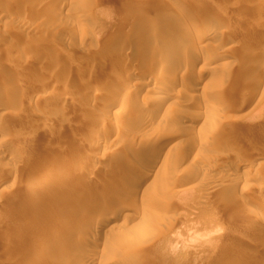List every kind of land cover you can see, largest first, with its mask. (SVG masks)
Returning a JSON list of instances; mask_svg holds the SVG:
<instances>
[{
	"label": "rangeland",
	"instance_id": "rangeland-1",
	"mask_svg": "<svg viewBox=\"0 0 264 264\" xmlns=\"http://www.w3.org/2000/svg\"><path fill=\"white\" fill-rule=\"evenodd\" d=\"M2 1L0 70L6 66L12 72H6L8 69L0 72V135L10 144L7 148L0 146V157H5L7 149L16 150V159L22 164L18 170L15 164L9 165V169L17 170L10 184L15 186L23 179L24 183L11 189V194H18V200L15 198L9 206L24 207L22 211L27 215L22 225L0 221V264H26L35 248H41L43 252L42 264H78L84 250L85 254L89 252L88 256L100 255L101 259L99 257L93 264H247L253 260V263L264 261V160L260 167L249 172L238 169L240 164L254 161L258 154L264 155V85L257 95L251 89L259 79L261 84L264 83V4L255 6L254 2L258 0H202L201 8H196L192 0L190 3L187 0ZM194 22L207 29L215 26L213 30L216 28L217 31L208 43L198 47L200 50L196 48L202 59L199 57L195 63L194 74H180L185 67V59L180 56L177 59L183 67L176 58L178 62L169 59L176 73L166 65L162 70L158 69L159 73L157 70L152 73L149 80L154 79L161 87L175 80L193 84L203 75L207 76V83L210 74L215 72V77L225 79L214 92L222 102L212 103L211 114L221 127L210 135L207 133L206 137H186V145L191 140L197 144H208L211 140L210 144L202 145L206 152L187 158L184 149L169 154L175 160L169 162L171 166L168 162L164 165L168 166L169 178L164 180L167 186L158 198L142 192L132 196L127 186H121L118 177L126 165L123 159L132 158L135 150L146 160L149 156L146 147L150 146V141L156 147L157 144H168L167 136L200 112L193 104L206 100L215 84L210 81L206 89L196 93L188 91L187 95L180 96L181 104H176L171 112L172 116L177 113V117H173L175 121L172 118V123L168 121L155 131L139 134L143 143L132 149L133 146L128 144L131 141L127 139L138 136L131 130L136 117L125 114L117 119V115H105L107 100L114 91L109 89L110 86L121 81L124 75L132 76L125 65V69L119 71L118 66L124 68L118 64L119 55L124 52L131 56L136 53L151 55L153 43L154 50L157 45L165 46V41L181 48H177L179 52L186 49L185 53H188L191 50L188 46L196 37H191L183 27L176 29ZM141 29L140 38H144L137 40L135 36ZM39 79L45 82L39 83ZM77 82H84L82 84L88 86L89 93L86 90L80 92L81 84L78 86ZM74 85L79 89L73 90ZM98 89L108 97L91 102L90 96L96 95ZM163 95L143 92L136 102L132 101L130 108L170 94ZM62 98L65 99L63 104ZM117 128L125 133V139L121 133L122 138H116L114 130ZM130 134L133 135L129 138ZM96 136L101 137V142L94 149L92 139ZM69 138L76 145L70 144L72 140L67 142ZM89 154L94 158L89 160ZM1 160L0 174L6 177L8 171ZM32 165H39L41 174L28 176ZM211 168H215L220 186L212 194L209 188L213 179L210 180L209 175L204 179L200 176ZM67 170V175L62 174ZM229 172L237 173L239 179L227 178ZM44 174L48 177L46 180L38 179ZM244 182L245 186L241 185ZM74 185L91 196L103 191L104 198L99 200L100 204L97 202L101 207L128 197L140 212L148 210L150 215L135 217L133 223L121 228L120 232L83 250L82 239L76 231H91L88 227H76L74 231L59 228L63 222L75 221L79 214L91 215L90 207L81 201V194L70 191ZM1 193L0 204L11 195ZM159 199L171 203L170 206L158 203ZM102 201L106 203L104 206ZM55 204H59L58 208L65 216L57 224L58 219L53 222L50 215ZM30 217L32 221H29ZM117 220L123 222L121 218ZM104 241L107 247H103ZM242 249L248 254L242 253ZM247 259L250 260L245 261Z\"/></svg>",
	"mask_w": 264,
	"mask_h": 264
},
{
	"label": "bare ground",
	"instance_id": "bare-ground-1",
	"mask_svg": "<svg viewBox=\"0 0 264 264\" xmlns=\"http://www.w3.org/2000/svg\"><path fill=\"white\" fill-rule=\"evenodd\" d=\"M189 1L190 0H187V3ZM258 1L254 2L255 6L258 5V4L260 5V3L264 4V0H258ZM2 3H4V2L2 0H0V6H2ZM192 4L196 8H199L203 4V2H202V0H192ZM218 18L220 19L219 16H218ZM222 18H223V16H222ZM220 20L222 21L223 19H220ZM217 21H218V19H217ZM180 23H183V22H180ZM184 23H185V21H184ZM184 23H183V25H184ZM189 23H186L185 26H183V25L181 27L179 26L176 29V30H180L183 27L184 29L183 28L182 29L187 31V33L191 37H194V38L196 37L194 39L195 41L191 45L188 46V47L191 46V50L189 49L190 51L188 53H185V52H187L186 49H184V52L183 51L179 52L181 50V48L173 47L171 45L173 43L170 44V43H168L169 41H165V42H167V44L165 42H163L164 44H166L165 46H158L157 45V47H155L154 50H153V45H154V43H153L152 51H151L152 54L151 55L150 54L149 55H146V54H141L140 55V54L136 53L135 55L131 56L128 53H125L122 50V52H124V53L119 55L118 64L123 65V67L125 65L126 69H128V70L130 69L132 76H130V77L128 76V78H129L128 79L124 75V78L122 77L121 81H118V83L115 82V83H113L114 85L112 84L113 86H110L112 88L108 87L109 84H108V86L106 85L107 88L113 89L114 91H112L113 93L110 96L111 98H109V100H107L108 108H107V112L104 110L105 113H106L105 115H114V116L117 115V119L119 118V116L121 117L122 115H125V114L127 116H135L136 117L135 124L132 126L131 130H133L134 133L138 134V136L135 135V137H134V135H133L134 133H133V134L128 135L129 138L132 135H133V137L130 138V139H127V140L131 141L128 144H130L129 147L133 146L132 149L135 148V146L141 145L143 143V139L141 137L142 135L140 136L139 134L144 133L146 131H155L163 123H165V122L168 123V121H170L172 123L173 119H174L173 121H175V118H173V117L175 115H177V113H175L172 116L171 112L174 111V108H175L176 104H181L180 101L178 100V98L180 99V96L184 95L188 91L196 93V91L199 90V89H206V87L209 85L208 83L210 81H212V83L215 84V88H216V90H215V88H214V90L212 89V92L209 93L210 95H208L206 100L205 99L204 100H198V102H195V104H193L194 107L196 108L195 110L199 109L200 112L198 114H196V116L193 114L194 115L193 119H191L189 121H184L182 124L178 125L179 127L176 128V131L175 132H171L172 135L170 134V137L167 136L168 140H170L168 142V144L163 143V145H159V146L157 144V147H156V146H153V142L150 143L151 142L150 141L149 143L148 142L147 143L150 146H153V147H150V146L147 145V143H145L148 146V147H146V149H147L148 154H149V156H148V158L146 160L141 159V155H139V153L136 152L135 150L133 152L132 158L131 157L130 158L126 157L125 160L123 159V161L126 162V165H125V168L122 167V169L123 168L124 169L121 172H119V176L118 177L120 178V181L122 183L121 186L122 187L123 186L124 187L127 186L126 188L131 191L132 196H137L138 194H140L142 192V194H144V195L145 194L146 195L149 194V195H152L155 198H158V195L160 194V192L162 191L164 186L165 187L167 186V184L164 182V180L166 178H169V175L167 173L166 168L169 165L170 166L172 165L169 162H173L175 160V159H173V157H170L169 154H172L175 150L182 151V149H184L185 151L184 150L183 151H184V157L185 158H187L190 155H194V154H198L199 155L200 152L202 153V151L206 150V149H202L203 148L202 145L206 146L207 143L206 144L205 143L204 144H199V143L197 144L196 141L194 142L193 140H191L186 145V143H187V142L185 143V141L187 140L186 137L190 138L193 135H199L200 137L202 135V137H206L207 133H208V135H210L212 133V131H215V130H217V129H219L221 127L220 122H217V120H214L213 118H211V114H212L213 105H214V104L212 105V103L213 102L214 103H221L222 102V99L219 98L218 95L214 94V92L217 91V88L220 86L221 81L225 80V79L221 80V78L219 76L215 77V75H216L215 72L210 74L211 79H210V81L208 80V82L206 81L207 83H205V80H206L207 76L205 77L203 75H200V76L198 75L199 77L195 80V83H193V84H186L188 82L185 83L183 80L181 82L180 81L176 82V80H175L174 82L172 81V84L170 82V83H168L169 85L161 86V87L159 85H157L156 82H154V79H152L153 81L149 80L152 77V73H154L156 70L158 71V69L166 67V65H169V69L172 70L174 73H176L173 70L175 68H172L174 66V65L172 66L173 62L170 63L169 59H172V58H174V59L176 58L177 59L178 57L180 58V56L185 59V67L183 68V71H181L182 73H180V74H182V76L184 75L183 73H185L186 75L187 74H191V73H192V75L194 74V71H195V68H196V64H197L196 62H198L199 59L201 58L200 54H199L200 51L198 53L196 48H198L200 45L203 46V44L208 43L207 41H209V38L212 37L215 33H217V31L215 30L216 28L213 30V27H215V26L208 27V29H207V28H205V26L202 27L200 25H195L196 24L195 22H194V24H192V23L189 24ZM214 31H216V32H214ZM144 34L146 35V33H144ZM141 35H142V29H141V31L138 30V32H137V34L135 36V37H137V40H138V38L141 37ZM197 36H202L203 39L202 38H198L197 39ZM172 37H173V35H172ZM143 38H140V39L143 40ZM146 39H148V38H146ZM191 40L193 41V38ZM177 48H179L180 50L177 49ZM136 50H137V48H136ZM136 50H135V52H136ZM198 50H200V49L198 48ZM38 57H39V55H38ZM180 63H181L180 66L183 67L182 66V62H180ZM186 63H188V65H186ZM57 65H58V63H57ZM127 65H130L131 68L130 67L127 68ZM136 65H137V67H136ZM176 65H178V64L176 63ZM176 65H175V67H176V70H177L178 66H176ZM180 66H179V68L182 69ZM118 68H121V70H119L121 72H122V70L125 69V67L122 69V66H118ZM137 68H138V70L140 69L141 71L137 72V70H135ZM3 69L5 70V69H8V68H6V66H5V68H2L1 69L2 71L0 70V72H4ZM13 69L15 70V68H13ZM6 72L11 73L12 71H11V69H8V70H6ZM135 72H137V73H135ZM168 72L171 73V71H168ZM177 72H178V70H177ZM126 73L128 75H130L129 72L126 71ZM132 73H135V74H132ZM157 73H159V71ZM81 74H82V72H81ZM168 74L169 73H167L166 76ZM175 75L178 76V74H173L174 77H175ZM171 76L172 75H170V77ZM262 78H264V77H262ZM164 79L166 80L167 77L164 78ZM173 79H175V78H173ZM176 79H177V77H176ZM259 80L255 81V85H253V87H251V89L253 90L252 93L256 92L255 95H257V92L259 91V89H261V86L264 85V83L262 82L263 84H261V82ZM38 82L39 83H43L45 81H42V80L39 79ZM80 82H77L78 86H79ZM82 83H84V82H82ZM82 83H80L81 86H79L80 92L83 90L82 92L85 93L84 90H86V92H87V89H88L87 87L88 86L85 87V85L82 84ZM74 88L75 89L77 88L76 90L79 89L75 85L73 87V90H75ZM103 88H104V90L106 89L105 86ZM103 88H101V89H103ZM251 89H248L250 91V93L252 91ZM93 90H94L93 92H95V89H93ZM219 90H220V88H219ZM146 91L147 92H152L153 91L156 94L164 93L163 96H165L167 94H170V95H168L167 97L165 96V98H161L162 96L160 98L157 97V99H154L153 102L150 101L152 103H149V102L147 103L145 101L142 102V103L141 102L137 103L136 104L137 106L134 105L135 107H133L131 109L130 108V104L133 103L132 101L136 102L138 97L141 96L142 93L146 92ZM96 92H97V94L94 93L96 95H93V97H92V95L90 96L92 98V99L90 98L91 102H96V101L100 102L99 100L102 101L104 99V96H107V95L104 94V91H102V90L100 91L98 89V90H96ZM105 92H106V90H105ZM87 93H89V92H87ZM185 95H187V93ZM247 97H250V96H247ZM254 99H255V97H254ZM63 100H65V99L62 98V100H61L62 104H63ZM66 102H67V99H66ZM64 103H65V101H64ZM123 103H125V106L122 107ZM201 111H202V113H201ZM179 113H181V111ZM182 113H185V112H182ZM96 114H99V113H96ZM93 115H94L93 117L95 118L96 115L95 114H93ZM186 115H188V113H186ZM186 115H184V116L187 117ZM175 117H177V116H175ZM188 119H190V118H188ZM98 120H99V118H98ZM126 120H127V118H126ZM35 123L36 122L34 120L33 127H34ZM40 123H42V122H40ZM122 125H124V123ZM118 130H120V129L117 128V130H114L115 131L114 134H115L116 138H118L119 136H121L120 138H122L123 135H124L123 136V138H124L126 136L125 133H122L121 130L120 131H118ZM109 131H111V130L109 129ZM112 132H113V130H112ZM112 132H110V133L112 134ZM31 133H32V135H35V133H33V131ZM120 133L123 134V135H120ZM130 133H132V132H130ZM99 136H101V135H99ZM99 136H96V138L94 137V139H92V142H94L93 146H95L94 149L96 147H98V145L101 142V139H100L101 137H99ZM173 137H175V138H173ZM103 138H104V136H103ZM67 140L68 139H66V141ZM71 140L69 138V140L67 142H70ZM102 140H105V139H102ZM72 142H73V140H72ZM8 143H9L8 140H6L5 137H3V135H0V146H2L4 148H7V147L10 146V144H8ZM210 143H211V140L208 142V144H210ZM70 144L71 145H73V144L76 145V143H74V142L73 143L70 142ZM169 144H170V147H168V149H167L166 147L169 146ZM32 145L36 146V144H34V143H32ZM35 146H32V147H35ZM75 147H77V146H75ZM15 151L7 149V153H6L5 157H0V162L2 163L1 159L4 160V162L6 164V165L4 164V166H6L5 169L8 171V175L6 177H3V173L0 174V192H2V193L4 192V194L6 193V196H7L8 193L11 194V189L12 188H16L17 189V188L21 187L23 185V183H24V179H23L19 184H16L15 186H14V184H10V181H11L12 177L16 176V172H17L18 168L22 164L18 159H16L17 158L16 157L17 153H15ZM90 154H92V153H90ZM258 155L259 156L254 161H251L249 164L247 163L248 165L245 164V163L243 165L240 164L238 166V169L239 170H244L245 172L246 171L249 172L250 170H254V168H257L258 166L260 167V165L263 164L264 155L263 154H258ZM90 156H89V160L94 158V155H93V157L92 156L90 157ZM167 162H168V166L164 167V165ZM11 163L16 165V169H17L16 171L13 170V169H9V165ZM86 166H85L86 169L89 168V167H86ZM101 166H103V165H101ZM104 167H105V165H104ZM101 168H103V167H101ZM67 169H69V168H67ZM91 169H93V167H91ZM156 169H157V171H155ZM214 169L211 168L210 170H208L209 172L206 170V172H203V175H200L202 179H204V177L208 176V175H209L208 177H210V180L213 179L214 182H212V183L210 182L211 183L210 184L211 187L208 185V187H210L209 188L210 189L209 193L211 191L210 194H212L216 189H219V187H220V186H218V180H217L219 176H217L216 170L214 172ZM6 170L3 171V172H6ZM70 171H71V169H70ZM118 171H120V170H118ZM28 172L30 174L29 175L27 173L28 176H31V175H34V174H36V175L37 174H41L40 166L39 165H37V166L36 165H32L29 168ZM67 172H68V170L65 171V172L63 171L62 174L67 175ZM114 172H115V169H114ZM120 173H121L122 176H120ZM226 177L230 178V179H232L234 181L239 179L237 173H235V172H229ZM47 178L48 177H46L45 174L43 176H41V177L38 176V179L46 180ZM117 182L119 183V181H117ZM114 183H115V180H114ZM241 185L245 186V182L242 183ZM77 186H79V185L77 184ZM77 186H75V185L71 186L70 191L72 193H80L81 194V201L83 202V204H85L88 207H90L91 215L88 217L85 213L79 214L76 217L75 221L68 222V223L63 222L61 224L62 226L59 227V228H63L65 230L71 229V230L74 231V228H76V227H82V228L83 227H86V228L88 227L91 231H87V232H84V231L83 232H81V231L77 232L76 231V233L82 239L81 240L82 249L83 248L86 249V247L89 246V245H92V244L94 245L96 243H99L102 239H105V238H108V237L112 236L113 233H116L118 231L120 232L122 230L121 228L127 227V225L130 224V222L133 223L135 217H140V218L143 217V218H145V217H148V215H150V212L148 210H145V212H140V209H138V206L136 204H133L132 203L133 200H130L128 197H126V199L125 198L124 199H120L119 201H116V202L114 201V203L112 202L111 205H108L109 203L107 202L108 204L106 206H104L106 203L103 204V201H102L101 203H102V205L104 207H101L99 205L100 204L99 200L104 198V197L102 198V194H104L103 191H102V193L97 191V194H96V192H94V193H92L93 195L91 196V193L89 195L86 191L81 190ZM28 195L31 196V193H29ZM17 196H18V194H11V195H9L8 199H6L7 200L6 202H1L2 204H0L1 205L0 207L3 208L2 210H0V221L1 222L7 224V223H10V221H12L16 225H20L21 223H24V220H26L27 213H23V211H22V209L24 207H21V206L17 207L16 205H14L15 207L13 205L9 206V203L12 200H14L15 198H16V200H18ZM98 201H99V204H97ZM159 201L160 202H158V203H161V204L165 205L166 207L170 206V204H171L169 202H166L164 199L163 200L159 199ZM33 205L35 206V203H33ZM58 205L57 204L54 205L55 207H57V209H55V207H54L55 210L53 209V211L50 214L51 215V219H53V222H55L56 219H58V221H56L55 224H57V222H59V223L62 222L63 219H61V221H59L60 218H63V217L65 218V216L63 215L64 213H62V211L59 210L60 207L58 208ZM37 207H38V205H37ZM38 209H39V207H38ZM262 209L263 208L261 207V210ZM117 218L118 219L121 218L123 220V222L122 221L118 222ZM29 221H32V217H30ZM102 245H103V247H107L108 246V244L105 241L102 243ZM94 249L96 250L95 247H94ZM239 250H241V248H239ZM239 250H236V251L240 252ZM34 251L35 252L31 254V256L27 260L26 264H40L41 263V259H42L41 257H43V252L41 251V248H35ZM84 251H83L84 254L81 253L82 256L80 255L81 256L80 260H79L80 262L78 264H93L100 257V255H96V254H94L93 256L91 255L92 257L88 256L89 252L86 251L87 253L85 254ZM246 251L243 250L242 253L245 252L246 254H248V252H246ZM237 256L240 259L239 254ZM246 256L247 255H245V258H246ZM235 258H237V257H235ZM100 259H101V257H100ZM241 259H242V256H241ZM249 260L247 259L245 261H249ZM243 261H244V259H243ZM253 262H254V260L252 261V263L250 262V263H247V264H264V261H261L260 263L259 262L258 263H253ZM58 264H63V262L62 263H58ZM210 264H212V263H210Z\"/></svg>",
	"mask_w": 264,
	"mask_h": 264
}]
</instances>
